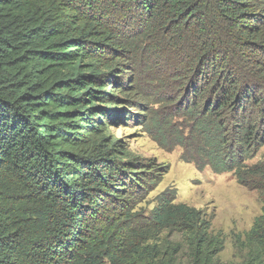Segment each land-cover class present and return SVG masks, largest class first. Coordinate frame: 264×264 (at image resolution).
I'll use <instances>...</instances> for the list:
<instances>
[{
    "label": "trees",
    "instance_id": "trees-1",
    "mask_svg": "<svg viewBox=\"0 0 264 264\" xmlns=\"http://www.w3.org/2000/svg\"><path fill=\"white\" fill-rule=\"evenodd\" d=\"M122 58L168 109L148 119L161 147L258 193L243 240L264 264V0H0V264H156L166 229L210 245L171 189L133 212L140 163L102 129Z\"/></svg>",
    "mask_w": 264,
    "mask_h": 264
},
{
    "label": "rangeland",
    "instance_id": "rangeland-1",
    "mask_svg": "<svg viewBox=\"0 0 264 264\" xmlns=\"http://www.w3.org/2000/svg\"><path fill=\"white\" fill-rule=\"evenodd\" d=\"M119 61L117 75L123 91L114 93L118 100H114L113 107L118 110L112 114V119L106 116L102 129L112 140L118 141L120 154L126 153L122 161L134 158L140 163L131 170L142 171L136 176L141 182L136 179L125 181L134 189L129 201L134 206L133 212L145 216L158 204L160 194L171 189L175 192L174 202L194 206L210 221L211 243L205 249H196L181 233L170 229L160 231L156 238L148 240L152 245H158L153 262L250 264L243 239L253 218L263 210L258 193L242 185L231 171L216 173L209 166L200 168L196 163L186 161L181 147H161L148 119L155 111L166 113L168 109L164 107L165 103L156 102V98L147 93L146 84L142 78H137L138 70L132 62L124 58ZM123 97L126 99H119ZM172 122L185 123L177 117H173ZM263 157L264 146L248 162L254 163Z\"/></svg>",
    "mask_w": 264,
    "mask_h": 264
}]
</instances>
